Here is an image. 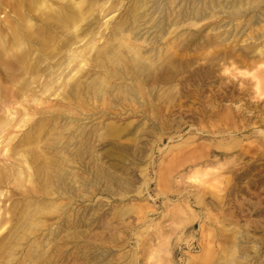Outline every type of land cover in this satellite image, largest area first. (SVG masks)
Wrapping results in <instances>:
<instances>
[{"label":"rangeland","instance_id":"obj_1","mask_svg":"<svg viewBox=\"0 0 264 264\" xmlns=\"http://www.w3.org/2000/svg\"><path fill=\"white\" fill-rule=\"evenodd\" d=\"M101 1L117 9L103 21L126 16L133 0ZM221 1L222 7L189 16L202 0H147L136 23L128 15L119 36L127 35L142 56L167 59L159 71L162 80L133 82L131 56L125 53L126 68L109 62L96 67L95 61L84 67L88 83L116 69L107 71L112 87L94 101L86 85L77 103L65 93L71 105L59 106L60 116L51 110L65 101L42 97L38 108L55 106L32 120L53 119L66 127L62 136L69 151L71 137L80 132L81 158L79 163L71 158L66 188L50 196L42 195L37 179L22 187L0 185V212L10 203L17 212L50 199L59 205L43 229L14 248L8 264H26L25 254L32 251L27 244L38 237L42 258L51 264H264V184L256 173L264 156L256 160L260 142L254 135L260 129L257 116H264V100L257 98L264 95L256 93L253 78L264 69L257 64L264 50V14L241 8L244 14L233 19L230 5L237 0ZM258 5L264 8V0ZM5 9L0 18L7 20ZM106 37L97 47L103 48ZM6 71L0 65V78ZM75 171L78 191L71 179ZM28 189L31 195L22 198L19 192ZM11 233L0 236L7 240ZM9 248L6 243L4 252Z\"/></svg>","mask_w":264,"mask_h":264},{"label":"bare ground","instance_id":"obj_2","mask_svg":"<svg viewBox=\"0 0 264 264\" xmlns=\"http://www.w3.org/2000/svg\"><path fill=\"white\" fill-rule=\"evenodd\" d=\"M146 1L133 0L127 7L126 16L124 13L116 19L112 15L101 21L117 10L110 4L106 6L101 0H0V12L2 9L6 10L8 6L6 15L10 17L7 20L6 17L0 18V65L3 64L10 69L0 78V154L5 157L0 160V185L13 182L15 186L22 187L26 181L31 183V178L34 182L37 179L43 196H50L53 189L58 190L63 186L66 188L67 184L63 177L67 175L66 169L69 164L74 163L71 158L76 163H79L81 158V134L77 132L71 137L74 141L70 152L69 140L67 136L63 140L62 136L66 127L56 126L53 119L32 120V118L35 115L48 113L49 109L55 106L38 108L42 97L60 96L65 102H59L51 112L61 116L60 113L63 111L59 106L71 105L65 98V93L75 97L72 103L82 101L79 98L80 89L85 85L86 92H93L92 101L99 93L105 95L112 87L107 71L113 73L116 69L107 70L105 74L92 78L88 83L85 80L89 74H85L87 69L84 67H91V61L96 62V67H104L106 62H109L126 68L123 57H126L125 53H130V72L133 82H137L138 78L142 82L152 80L153 83L162 80L159 71L162 68L163 71L165 70L167 59L156 61L150 55L142 56L136 44L131 42L127 35L119 36L128 23V15L133 23L139 20L137 12L146 6ZM174 1L170 0V4ZM259 2L260 0L233 2L230 5L232 9L229 13L230 17L235 19L244 14L240 12L241 8H245L246 11L257 8V11L264 14V8L258 5ZM208 6L213 9L222 7L223 3L221 0H202V7H196L193 11H189L188 15L193 12L192 16H195ZM96 15L101 16L97 18ZM131 29L130 27L129 30ZM104 34L107 35L103 40L105 45L100 49L97 43ZM85 38L87 40L79 45ZM259 52L261 53L257 64L264 65V50ZM66 70L68 72H65ZM18 71L16 75L15 72ZM253 78H255L256 93L264 95V69H257ZM4 83L7 85H3ZM121 91L125 93L127 88L124 90L122 88ZM257 99L264 100V96ZM208 102L209 99L205 98L203 106L207 107ZM49 124L53 127L46 129ZM255 124L260 128L258 133L254 134L260 142L257 160L264 156V116H257ZM109 129L113 134L117 131L114 125ZM243 130L245 131V128ZM50 133L54 136L52 143H48L50 140L46 138ZM245 137L251 135L246 133ZM247 168L248 166L245 169ZM256 169L259 183L264 184L263 165H256ZM71 179L77 184L75 191H78L80 176L77 171L72 173ZM29 189L20 191L19 195L22 198L31 195L30 192L33 190ZM14 194L15 192L12 193ZM38 204L42 205L32 210L24 208L17 212L16 206L10 203L0 212V235L4 230L12 232L7 240H5L7 236H0V264L13 262V256L17 253L14 248L23 241L28 242L29 235L34 231L43 229L47 215L59 207L51 199L45 204L42 202ZM75 225H79V219L75 221ZM48 233L55 234L53 231ZM38 238L27 244L32 251L25 254L26 264L50 263L46 258H42L45 252H42L43 245L36 242ZM6 243H10L7 253L3 249Z\"/></svg>","mask_w":264,"mask_h":264}]
</instances>
